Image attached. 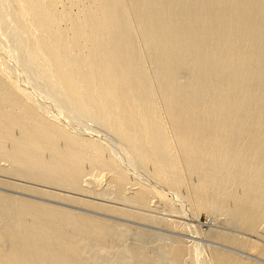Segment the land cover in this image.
<instances>
[{
  "label": "bare ground",
  "instance_id": "6f19581e",
  "mask_svg": "<svg viewBox=\"0 0 264 264\" xmlns=\"http://www.w3.org/2000/svg\"><path fill=\"white\" fill-rule=\"evenodd\" d=\"M19 1V15L39 35L30 42L31 54H22L25 72L42 77L17 74L7 51L1 52V173L92 193L83 184L89 164L108 171L116 201L142 206L149 204L151 193L164 195L148 182L138 183L128 195L129 166L106 140L54 120L49 111L56 113L61 102L68 105L67 113L74 107L81 114L74 115L95 120L119 138L142 166L153 165L152 176L161 186L178 190L187 175L197 176L192 196L201 210L224 213L264 237L258 228L264 223V0H71L80 8L75 16L57 12L55 0ZM61 18L71 19L69 36L60 27ZM27 36L34 39L30 30ZM142 51H148L153 73ZM32 81L48 100L58 99L56 107L49 109L32 91ZM108 189L93 192L106 196ZM115 224L0 192V264H104L109 252L128 245L123 226ZM138 235L128 245L135 263L156 264ZM224 240L264 258V246L257 242ZM180 241L169 245L170 255L176 264H192ZM213 258L215 264H264L219 250Z\"/></svg>",
  "mask_w": 264,
  "mask_h": 264
},
{
  "label": "rangeland",
  "instance_id": "374dc122",
  "mask_svg": "<svg viewBox=\"0 0 264 264\" xmlns=\"http://www.w3.org/2000/svg\"><path fill=\"white\" fill-rule=\"evenodd\" d=\"M55 1H57L55 5L53 4V0H52L51 4H53L52 6L55 7L57 10H59L57 12H62L60 14H65L68 12L71 14V16H75L78 14L80 8L78 7V5H75V4L73 5V3H71V0H55ZM55 1H54V3H55ZM12 2H13V4H12ZM21 6H22V4L20 3V1L18 2V0L17 1L16 0L15 1L14 0H12V1L11 0L10 1L9 0H0V11L2 12V13L0 12V34H1L0 35V41H1L0 43L5 42L4 44L0 45V47H2V48H0V50H1L0 55H1V52L4 53L6 50L7 51L6 53L9 54L8 57L11 60L10 61L11 66L13 68L15 67L14 71L16 70L15 72L17 74L21 73V71H23L22 74H24L25 76H27L30 79L31 78L34 79V76L42 77V74L40 73V74L34 75V73H33L34 76H32V73L30 75L28 73H26L24 62H26L27 60H26V58H23L24 57L23 55H26V53H27V55L31 54V52H29L30 51L29 46L32 42H34V40L36 38L38 39L39 35H38V32L35 29V27L34 26L32 27L31 24H28L29 22L27 23V20L25 22V18L24 17L21 18V14L19 15L21 8H22ZM18 7H20V8H18ZM11 10H13L14 12ZM15 11H17L18 13ZM15 16L17 18H15ZM22 19L24 21H22ZM69 20H71V19H69ZM69 20H68V18H61V21L59 23L60 27L62 26L61 27L62 30H66V33L68 31V33H69L68 36L71 33V31L68 30V29H70V26H71V22ZM17 21L19 23H20V21H22L23 24L24 25L26 24V25L23 27V26H21L22 24L21 23L19 24ZM11 24H14V25H11ZM65 25H67V26H65ZM22 27L24 28V30ZM26 27L32 33V38L34 37L33 40L31 39L32 41H30L29 40L30 38L27 36L28 30ZM30 28H32V29H30ZM33 29L36 30V31H34V33L32 31ZM22 37H24V40L26 39L25 37H27L26 41L29 40V42H26V41L24 42ZM19 38H21V39H19ZM17 39H18V42H17ZM21 40H22V42L20 43ZM36 41L37 40H35V42ZM25 43H26V46H25ZM138 43H139L140 48H142V50L143 49L145 50V47L143 46L142 41L139 40ZM21 44H22L23 51L20 49ZM140 44H142V45H140ZM4 48H6V49H4ZM25 48H27V49H25ZM18 51H20V52L22 51L23 53L22 52H21V54H20V52L17 53ZM142 52L144 55H146V53H148V51H145V52L142 51ZM5 54H2V56L3 55L5 56ZM6 56H7V54H6ZM147 56H149V55H146L145 57L147 58ZM28 57H31V56H28ZM41 58H43L42 59L43 65H45V66L49 65L48 60L45 59L46 58L45 56L41 57ZM149 59L147 58L146 61H148ZM46 60H47V62H46ZM12 61H13V63H12ZM28 62L30 64L33 61H30V59H29ZM150 62H151V60L148 61L149 65L146 62V66L147 65L150 66V68H148V66H147L149 71H151L152 69L154 70V67L152 66L153 64L151 62V65H150ZM32 65H33V63L31 64L30 67H32ZM21 68H23V69H21ZM32 70H34L33 67H32V69L30 68V71H32ZM36 70H39V69L37 68V69H35V71ZM153 70L151 71V73H153ZM184 73L185 72H183V74ZM185 76H186V73L182 76L184 80H185ZM32 82H30L33 86V87L31 86L32 91L35 92L38 96L41 95L40 98L42 100L45 99L44 101L45 102L47 101L46 104H48L49 109L56 107L58 99L52 98L51 100H48L50 97L47 95L45 96L44 92H41L42 89L40 87H38L39 86L37 84L38 82L37 83L34 81H32ZM30 83H28L27 85L29 86ZM28 89L31 90L30 87ZM60 104L62 105L63 103L59 102V104H58L59 108L58 107L57 108L59 111H60V107L63 108V109L61 108L62 114H60L61 112H59L60 115H56L58 110L56 111V113L53 112L52 110L49 111V114L52 115L51 117L54 120H57V122H59V123L62 122L61 124H64V125L72 128V129H74L75 131H77L80 134H84L87 136L89 134V136L91 135V137H94V138L99 137L100 140H103V141L106 140L104 142L110 144V146H112V148L114 146V148H113V150L115 149L114 151L111 148V150L113 151V154L114 155L117 154L116 157L119 156L120 160L122 158V162L125 163V166H127V165L129 166V167L127 166L128 167L127 170L129 171L128 172L129 173V175H128L129 181L128 182L130 184L127 183V185H126L127 186L126 189H128V190H126L128 192V195H131V193L133 194V192H134L133 189L135 190V188H136L135 186H138V183H141V184L144 183V185H145L147 182H148L147 185H151L152 187L154 186L156 189L162 190L164 195L160 197L157 194L153 193L154 194L153 195L151 193L150 195H152V196L150 197V200L148 202L149 204L142 205V206L138 205V204L132 205L131 203H128V202L124 203V201L120 202L118 199L116 201L115 200L116 198L115 199L113 198L114 194H115V190H113V189H115V187H112L114 185H111L109 183L108 171H106L104 169L106 171L105 172L103 170V168L100 169L101 167L100 168L99 167L96 168L93 166L91 167L89 164H86L87 166H85V168H84V169H86V172L84 171V173L86 175L85 174L83 175L84 176L83 177V184L95 192L101 191L102 189L107 190L109 188L108 191H106V192H108L106 196L102 195V194L99 195L98 193H94L93 191H92V193H89L88 191L84 192L83 190L82 191L80 190L81 192L77 190L78 191L77 192V191H73L74 189L69 190V189H66L65 187H63L65 189H62V187L58 188L60 186H56V185L54 186V184H50V183H46V182L43 185L42 181H41V183H40V181L35 182L36 180H34V179H31V181L30 180L28 181L27 179H30V178H27L24 180V178H18V177H15L9 173L7 174L5 172H4L5 174L3 172L2 173L0 172V174H1L0 175V192L8 193V194L15 195V196H20V197L35 200L38 202H45V203H48V204H51L54 206H58L61 208L63 207V208L69 209V210L82 212L84 214H88V215L90 214V216H95V217L97 216L98 218H100V217L104 218V219L106 218L107 220L110 221V223H112V224L116 223L115 226H117V224L119 223L120 226L119 225L118 226L120 228L123 226L121 228V232L123 235L127 236L128 245L134 243L133 241L137 239V236H136L137 234H140V235H138V237H140L141 235L143 236L140 239L139 238L138 239L141 240L145 244V246H146L145 248L148 251H150V253H152V256L154 257L156 264H176L174 258L170 255V253L168 251L169 245L172 244L176 240H179V241L181 240L183 245L186 246L187 251H190L188 253L189 256L187 255V257L188 258L192 257L191 260L192 259L195 260V262H193L194 260L192 261L194 264H215V262L213 260L214 259L213 255H214V252L218 251V250L221 252L223 251V252L233 254V255H236L239 257L241 256L242 258H245L247 260H251V261L254 260V261L264 263V258L262 260V257L259 256L258 254L255 255L256 253L253 254V251L250 252L249 249L247 250L246 247L243 248V246L241 247V245L229 243L228 241L224 240V238L226 236H228V237L240 239L241 241L244 240L245 243L257 242V243L261 244L262 246H264V237L263 236L255 234V232L253 233V231L251 232V231H248L244 228H241L239 226V224L236 222V220L230 218L228 215H226L224 213H215L214 214V213L209 212V211L204 210V209L201 210L197 206V204H196V202L192 196L193 195L192 194L193 193L192 188L198 182L197 176L189 175L190 176L189 177L187 175L186 177H188L187 178L188 180L185 181L186 185H184L183 187H181L178 190H174L172 188L168 189V187L167 186L165 187L164 185L161 186L159 184V182L154 180V178L152 176L153 175L152 173H154L153 165L142 166L141 163L139 162L138 158L135 155H133V156L131 155L132 153L130 152V150H128L129 148L125 147L126 144H124L122 141H120L119 138H117L114 135L112 136V134L107 132V130L105 128H103L102 126L101 127L98 126V124H96L97 122L95 120H94L95 121L94 122L93 119H89L88 117L86 118L84 115H82L80 117L82 118V120L84 122L86 121L84 123L81 120V118L78 117V115H81V114H80L79 110H75L76 108L69 105L70 107H72V108H70L72 110L71 111L72 114H71V113H69V112L67 113V111H65V110L69 111V107L67 104H66L67 108L65 107V104H63V106H60ZM50 107H52V108H50ZM63 112H64V114H63ZM73 112H77L78 115L77 114L74 115ZM53 114L55 117L53 116ZM164 115H165V113H164ZM65 117H66V119H65ZM165 118H166L165 124H167L166 126L168 128L171 125H170L169 120H167L166 115H165ZM86 123H88V125ZM170 129H171V127H170ZM170 134H172V130L170 131ZM172 137H173V134H172ZM175 149H176V151L178 150L177 147ZM2 161H1L2 164L7 163V161H5V160H2ZM8 164L9 163H7L6 165H8ZM94 168H96V169H94ZM32 180H34V181H32ZM111 190H113L114 192ZM53 193H56V194H53ZM109 193H110V195H109ZM57 194H60V195L62 194V197L60 195H57ZM67 195H68V198L63 197V196H67ZM69 197H71V199ZM72 197L76 198V199L77 198L82 199L84 201L86 200L85 202L88 201V203L89 202H95V203H99L102 205H110V206L119 207V208L126 209V210L128 209V211L131 210L132 212L143 215V217L138 216L136 218V216L135 217L129 216L127 214H124L123 216H121L123 213L119 214V212L116 213V211L112 212V211L107 210V209H106L107 210L106 211L105 208H103L104 209L103 210L101 207L98 208L95 205L92 206V205H89L88 203L86 204L85 202L82 203V202L78 201V203H77V200L74 199V201H73ZM144 216H145V218H144ZM258 228L261 230H264V223L263 224L261 223L258 226ZM135 236H136V238H135ZM144 239H145V241H144ZM143 243H142V245L144 246ZM128 245L124 246L123 248L121 247L122 245L121 246L119 245L118 248L112 250L114 254H112V251H111L112 255H115V254L117 255V256H115V259H114V256L113 257H111L112 255L110 256V252H109V255L107 257L108 259H106V260L109 261L112 258V261H109V262L114 261L113 263L117 264L118 263L117 261L119 259V262L122 264H136L134 257H133V254H132L130 248L128 247ZM90 248H92V247H90ZM109 257H111V258L109 259ZM115 260H116V262H115ZM108 261L105 263L110 264ZM120 263H118V264H120Z\"/></svg>",
  "mask_w": 264,
  "mask_h": 264
}]
</instances>
